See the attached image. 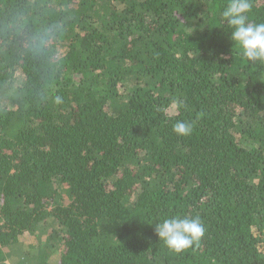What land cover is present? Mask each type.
<instances>
[{
    "label": "trees",
    "instance_id": "obj_1",
    "mask_svg": "<svg viewBox=\"0 0 264 264\" xmlns=\"http://www.w3.org/2000/svg\"><path fill=\"white\" fill-rule=\"evenodd\" d=\"M228 2L0 0V264L42 227L37 264H264V63ZM175 217L205 228L180 252Z\"/></svg>",
    "mask_w": 264,
    "mask_h": 264
},
{
    "label": "clouds",
    "instance_id": "obj_2",
    "mask_svg": "<svg viewBox=\"0 0 264 264\" xmlns=\"http://www.w3.org/2000/svg\"><path fill=\"white\" fill-rule=\"evenodd\" d=\"M251 7L250 0H229L220 12V17L223 25L230 30L231 40L242 55L249 61L264 63V22L252 23L249 20ZM57 102H60L59 98ZM173 130L181 136L190 135L192 125L177 121ZM155 233L170 249L180 252L199 241L205 228L199 217H175L159 221L155 225Z\"/></svg>",
    "mask_w": 264,
    "mask_h": 264
},
{
    "label": "rangeland",
    "instance_id": "obj_3",
    "mask_svg": "<svg viewBox=\"0 0 264 264\" xmlns=\"http://www.w3.org/2000/svg\"><path fill=\"white\" fill-rule=\"evenodd\" d=\"M48 229L45 227L39 228L36 232L31 234H26L21 238L22 250L18 249L7 250V260L9 264H37V258L41 254V248L44 246L47 239ZM40 245V248L38 247ZM58 253L51 256V261L57 263L62 254L61 248L59 247ZM22 252H25L27 257L21 256Z\"/></svg>",
    "mask_w": 264,
    "mask_h": 264
}]
</instances>
